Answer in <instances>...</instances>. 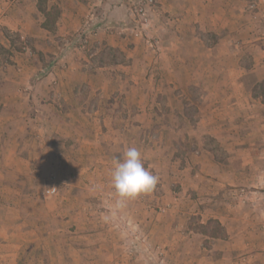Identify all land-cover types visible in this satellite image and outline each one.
<instances>
[{"label": "crops", "instance_id": "1", "mask_svg": "<svg viewBox=\"0 0 264 264\" xmlns=\"http://www.w3.org/2000/svg\"><path fill=\"white\" fill-rule=\"evenodd\" d=\"M129 1L0 0V51L8 53L0 71V107L37 104L38 111L28 123L35 120L42 136L46 132L47 138L58 134L87 142L76 148V143L72 148L59 144L58 154L100 153L101 133L106 154L113 153L121 144L113 142L110 128L113 109L118 107L124 113L121 122L137 125L136 135L142 141L144 125L162 123L155 111L164 109L166 122L183 125L182 131L166 128L156 135L164 140L163 145L170 143L173 175L167 181L159 179L151 192L143 194V201L129 199L110 215L94 211L82 217L79 197L74 195L45 203L41 219L34 211L9 214L2 208L0 195V264H193L194 250L200 246L209 256L212 244L220 257L204 256L205 264H264L263 1L157 0L152 21L159 34L151 73L145 69L146 48L131 37L129 29L122 36L107 31L127 22ZM50 8L57 13L54 31L45 23ZM84 27L96 30L86 48H70L64 35ZM15 35L28 42L26 52L19 55L15 54ZM55 35L63 37L56 42ZM112 53L130 63L111 60ZM16 67L28 78L23 89L11 77ZM43 72L45 83L36 84L33 76ZM112 75L122 76L124 82L112 86L107 83ZM90 76L105 82L92 85ZM142 76L150 78L142 81ZM50 82L55 85L48 86ZM51 89L61 101L71 103L68 113L58 112L59 123L52 120L51 105L44 104ZM72 108L74 114H70ZM189 108L192 112L183 111ZM130 109H136L135 117ZM0 117L9 120L11 115ZM80 123L89 124L90 129L100 125L105 132L95 126L94 132L81 133L75 129ZM177 134L187 149L184 154L172 149ZM181 155L182 165L177 158ZM109 166L113 167L111 163L105 167ZM173 181L182 189L176 209L158 214L150 205L169 199L166 183ZM238 188L252 192L233 203L229 191ZM256 199L259 209L254 207ZM3 202L33 210L28 201L14 197H5ZM53 204L56 211L45 210ZM120 213L126 227H122L123 234L109 224V218L116 222ZM52 216L62 222L54 224ZM39 220L40 225L35 224ZM211 220L220 225L217 234L208 232ZM91 241L93 246L86 245ZM110 244L112 257L107 251ZM150 244L164 257H157ZM130 254L141 259L134 263L128 259Z\"/></svg>", "mask_w": 264, "mask_h": 264}, {"label": "rangeland", "instance_id": "2", "mask_svg": "<svg viewBox=\"0 0 264 264\" xmlns=\"http://www.w3.org/2000/svg\"><path fill=\"white\" fill-rule=\"evenodd\" d=\"M262 4L264 6V0H262ZM136 2V0H130L128 5L126 6V16H127V22L120 23L117 26H111L107 29V31H111L112 33L123 35L125 29H129L130 35L132 38H135L137 40H140L141 43H143V46L146 48L145 53L147 55L146 58V71L147 73H151L150 69L153 68L154 65H156V61L154 60L156 56V46L158 41V34L159 29L158 26L154 24L153 19V8L156 5L157 0H153V3L149 9L148 15L150 18V22L146 31V35L144 36H134V33L132 31V23L130 20V11L129 7H132L133 4ZM56 9L50 8L49 11L45 12L46 20L45 23L47 25H50V28L48 30L54 31L53 23L56 18ZM100 19V18H99ZM102 19V18H101ZM125 19V18H124ZM100 20H98L99 22ZM104 22V19H103ZM97 23V22H96ZM156 23V22H155ZM91 30V31H90ZM94 29H91L89 27L84 28H78L74 29L71 33L65 34L67 38V45L70 48H76L78 47H84L86 48V45L89 43L90 39L96 32L93 31ZM90 33V34H89ZM86 35L88 37V43L86 45L81 46V36ZM53 39L57 42L58 40L56 38L63 37V35H55L52 36ZM15 41V49L17 50L16 55H19L20 53L26 52V48H28V42L26 44V39L20 40L18 36H14ZM153 40L154 46L150 47L146 40ZM21 42V43H18ZM112 59L115 62H118L121 60V63L124 62L125 59H122L120 55H116L115 53H112ZM0 55L2 57V62H0V71H2L3 67L6 66L7 60H4V58L8 57V53L4 51H0ZM117 57V59H116ZM110 60V59H109ZM129 62L125 61L123 64H129ZM47 68V67H46ZM44 68V71H47V69ZM15 76H11L16 80V86L23 89V86L28 78H24V76H21L23 74L18 72L17 67L14 68ZM120 71L117 70V73ZM45 73L38 74L36 76H33L34 82L39 83L42 82V84L45 83L44 78ZM91 77V76H90ZM110 80L107 83L112 84V86H116L117 84H121L124 82V78L122 76L112 75L109 76ZM142 81L147 80L150 78V76H142ZM89 81L90 79H93L90 81V84L95 85L99 83H104L105 81L98 80L95 77L87 78ZM95 79V80H94ZM87 80L86 85H89V81ZM152 80V79H151ZM1 81V78H0ZM152 82V81H151ZM144 83V82H143ZM263 83V82H262ZM1 84V82H0ZM38 84V85H39ZM55 85V83L50 82L48 86ZM85 85V84H83ZM26 89V88H25ZM84 89V88H81ZM51 89V92H48L46 95V102L44 103L45 106L49 108L50 104L52 107V113L50 115L54 118L52 120L61 121L62 118L57 117L58 112H65L68 113L70 109V105L66 104V102H63L60 100L58 96H56ZM17 93H19L17 91ZM82 95H87L86 90H81ZM119 95L120 92H117ZM181 94V97L184 95V93ZM82 97V96H81ZM93 100V99H92ZM18 101V100H16ZM19 102V101H18ZM36 105L26 106L21 108L19 105H10L8 104L6 109H3V107H0V115L2 114H10L11 118L9 120H5L6 118L0 117V195L2 197V208L6 207L8 209L9 214H24V211L29 213L30 211H34L36 216L39 214V218L41 219V213L44 207L45 203L53 201H58L60 197H66L69 195H74L76 197H79L80 207L79 209L81 212V216L88 217L90 212H98L99 214L105 215L106 213H112L113 211H120L119 209L122 206L117 205V199L118 196L115 194L114 189L111 185V166H108L110 163L113 165V161L115 159H122L124 151V147L126 146V149L135 147L142 153V162L144 161V166L149 169L154 175L159 174L161 177H159L160 180L169 179L173 174V159L169 160V152H172L171 146H169L170 143L163 145L164 140L158 139L156 136L157 133L161 132L162 130L166 128H171V130H178L182 131L183 125L181 124H169L166 122L165 118L166 115H164V109L160 112L155 111V113L161 118L162 123H155V124H146L142 128V136L144 137V140L142 141V137H138L136 135L137 132V125H134L133 123L121 122L122 113L121 108H115L113 109V124L110 125V128L113 132V138L114 143H121L118 145V147L111 152L110 155L106 154V150L104 148L105 146V140L101 133L98 136L100 137V146H97V148H102V152H91L92 154H80V155H62L58 154L59 152V144H64L65 147H71L72 145L77 147L78 143H85V140H76L72 141L70 139H64L59 138L58 134H50V137L47 138L44 135L46 132L43 133V136L41 132L37 130L38 126H35V120L32 122L33 124L29 125L28 118H30L32 115H34L35 112L38 110ZM67 106V107H66ZM39 107V106H38ZM72 107V106H71ZM68 109V110H67ZM37 110V111H36ZM40 110V108H39ZM73 110V108L71 109ZM88 110V109H86ZM80 111V110H77ZM129 111L132 116L135 117L136 115V109H130ZM183 111L186 112H192L191 109H183ZM24 113H26L24 115ZM74 110L70 112V114H74ZM171 115L174 116V113H171ZM159 118V119H160ZM54 121V122H55ZM115 123V124H114ZM124 123V124H122ZM75 125V124H74ZM74 125L70 126V128L74 127ZM93 128L90 129L89 124L80 123V125L75 126V129H78L81 133H91L94 132V127H97L98 132H105L104 127H100V125H91ZM69 127V125H68ZM108 131L111 129L109 126H107ZM74 129V128H72ZM68 131V129H66ZM161 130V131H160ZM184 132V131H183ZM82 135H80V138ZM173 141V140H172ZM87 143V142H86ZM173 151L176 152H182L184 154L187 149L184 145V141L181 140V137H178V134L175 135V143L173 145ZM178 149V150H177ZM83 151V150H82ZM97 153V154H96ZM175 153V152H173ZM174 155V154H173ZM176 155V154H175ZM180 156V154H179ZM182 156V155H181ZM182 160L181 165L184 163L182 157H177ZM158 163H160V167H158ZM175 166V165H174ZM97 167H100L97 171ZM109 168V169H108ZM106 169V170H105ZM157 169H159L157 172H155ZM104 170V171H103ZM48 186H55L57 191L54 195L47 196L44 192V190ZM166 188L168 190L169 199L165 202H162L156 206L150 205V207L157 212L158 214H165L168 210L175 208V205L178 203L180 192L182 191L181 187L179 186V183L177 181H173L171 183H166ZM229 193V198L231 202L235 203L237 199H243L246 195L251 194L252 191L250 189L245 188H238L236 191H231ZM264 190V188H262ZM242 191V192H241ZM67 192V193H66ZM5 197H14L17 199H20L22 201H28L30 207L33 208H25L23 207H16L14 208V205L5 204L3 200ZM81 197V199H80ZM58 199V200H57ZM136 199H139L140 201L144 200L143 194L137 196L133 200L136 202ZM260 199V198H259ZM262 199V198H261ZM78 202V203H79ZM259 200L256 199L254 207L256 209H259L261 205H259ZM149 205V204H146ZM50 208H47L45 206L46 211L54 212L56 211L53 206H49ZM53 207V208H52ZM135 209V208H134ZM176 209V208H175ZM56 215V214H54ZM110 215V214H109ZM52 221L55 224L57 221L62 222L57 219V216H52ZM23 218V217H22ZM45 218L48 219L46 216ZM117 219V218H116ZM123 215L120 213L118 215V219L115 222V220H112L109 218V224H112L113 227L116 226L114 230L120 229L121 233L123 234L126 231L122 228L125 227V224L123 222ZM39 222H35V224L40 225ZM47 221V220H46ZM216 221V220H211ZM217 222V221H216ZM215 222V223H216ZM214 223V222H213ZM218 223V222H217ZM219 224V223H218ZM220 226V225H219ZM208 232L212 233L210 230L211 225L208 224ZM126 228V227H125ZM82 230V229H81ZM86 230L84 233H82L83 238L86 234H88ZM217 232V231H216ZM218 233V232H217ZM121 238H126V236H122ZM94 239V238H93ZM92 240V239H91ZM51 241V240H50ZM82 242H85L84 238L82 239ZM52 243V241H51ZM86 245L93 246V242H86ZM111 245V246H110ZM108 247H110L107 251L112 257V254L114 255V251L111 250L113 248V245L110 244ZM151 248H155L157 250V257L160 259L164 257V254L162 255V252L157 249V247H154V245H149ZM215 245H211L209 249L211 257H218L219 254L217 251H214ZM216 249V248H215ZM159 251V252H158ZM121 254V253H120ZM119 254V255H120ZM99 255V254H97ZM99 255L98 257H100ZM128 259H131V254L129 255ZM205 256L204 253L200 250V246L195 251L194 250V262L193 264H205V261L203 260V257ZM209 256H205L206 258ZM220 257V256H219ZM141 258L133 257L131 260H133L134 263H136L137 260H140ZM113 260L112 262H114Z\"/></svg>", "mask_w": 264, "mask_h": 264}, {"label": "clouds", "instance_id": "3", "mask_svg": "<svg viewBox=\"0 0 264 264\" xmlns=\"http://www.w3.org/2000/svg\"><path fill=\"white\" fill-rule=\"evenodd\" d=\"M111 185L118 196L117 205L151 192L159 177L147 169L142 162V153L135 147L128 148L122 159H115L110 172Z\"/></svg>", "mask_w": 264, "mask_h": 264}, {"label": "built area", "instance_id": "4", "mask_svg": "<svg viewBox=\"0 0 264 264\" xmlns=\"http://www.w3.org/2000/svg\"><path fill=\"white\" fill-rule=\"evenodd\" d=\"M153 3V0H136L132 7H129L130 20L132 23V31L134 36H144L150 22L148 15L149 9ZM88 43V37L86 35L81 36V46ZM146 43L150 46H154L153 40H146ZM57 189L55 186H48L44 192L47 196L54 195ZM242 192V191H241Z\"/></svg>", "mask_w": 264, "mask_h": 264}, {"label": "trees", "instance_id": "5", "mask_svg": "<svg viewBox=\"0 0 264 264\" xmlns=\"http://www.w3.org/2000/svg\"><path fill=\"white\" fill-rule=\"evenodd\" d=\"M31 118V117H30ZM214 222V223H213ZM216 221H210L208 224L211 225L210 230L212 231V234H217V232L220 231V226ZM217 231V232H216Z\"/></svg>", "mask_w": 264, "mask_h": 264}]
</instances>
